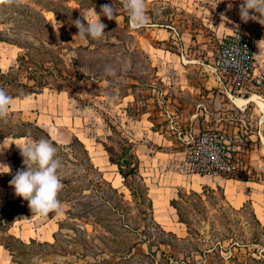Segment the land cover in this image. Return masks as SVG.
<instances>
[{
	"label": "rangeland",
	"instance_id": "374dc122",
	"mask_svg": "<svg viewBox=\"0 0 264 264\" xmlns=\"http://www.w3.org/2000/svg\"><path fill=\"white\" fill-rule=\"evenodd\" d=\"M112 3L115 19L100 17L103 38L76 36L74 21L86 23L82 10L95 7L99 14L101 5ZM145 3L147 22L155 24L151 31L130 26L121 0H0V31L21 45L0 44L1 69L15 66L20 52V78L50 83L39 94L13 100V121L0 119V135L20 119L43 127L64 183L60 215L30 213L8 230L0 225L11 264H264V85H233L230 91L210 80L209 66L223 37L241 29L257 40V66L264 72V44L258 47L264 25L241 20L243 0ZM160 24L210 38L212 28L227 32L195 51L198 62L182 65L162 51L177 45L163 46L158 32L151 35ZM247 96L257 97L243 106L233 100ZM202 136H208L202 144L212 148L208 153H197ZM9 139L0 145L8 160L16 150L10 153ZM29 141L13 143L18 150ZM213 151L229 158L233 172L194 170ZM16 159V170L0 174V181L23 168L20 149ZM197 179L201 186L193 183ZM4 191V217L22 216L28 202L16 200L14 189ZM156 205L165 208L164 220L157 211L154 216ZM179 211L188 224L179 221Z\"/></svg>",
	"mask_w": 264,
	"mask_h": 264
},
{
	"label": "clouds",
	"instance_id": "9594fccd",
	"mask_svg": "<svg viewBox=\"0 0 264 264\" xmlns=\"http://www.w3.org/2000/svg\"><path fill=\"white\" fill-rule=\"evenodd\" d=\"M13 2V0H10ZM15 3L22 4L24 0H14ZM123 8L128 12L129 23L133 28H139L147 23L145 14V0H121ZM232 5L229 3V8ZM117 9L112 4L101 5L98 14L95 7L81 11V19L74 21L78 29L76 36L81 39L91 37L94 40L105 36L106 25L101 22V15L107 19H115ZM240 17L244 22L257 20L264 25V0H243L240 6ZM264 40L258 42V47ZM262 50V49H261ZM13 106V97L5 90L0 89V119L6 118L9 108ZM23 157V168L18 170L9 181V186L14 189L17 197L28 202V207L33 215L48 216L50 213L60 215L62 203L58 199V194L64 187L63 179L59 174L62 167L60 160L56 157V148L47 139L29 141L23 145H17ZM0 174L10 173L11 169L0 164Z\"/></svg>",
	"mask_w": 264,
	"mask_h": 264
},
{
	"label": "built area",
	"instance_id": "2783aa9c",
	"mask_svg": "<svg viewBox=\"0 0 264 264\" xmlns=\"http://www.w3.org/2000/svg\"><path fill=\"white\" fill-rule=\"evenodd\" d=\"M256 46L257 40L241 29L226 34L220 42L219 51L210 67L218 76L219 81L229 86L230 91L233 85L239 89L249 85L253 87L264 85V72L257 66ZM207 139L208 136L200 138L197 153L203 154L208 153L207 150H212L202 145L207 142ZM230 151L232 152L231 149ZM212 153H215L214 157L209 156L207 160L194 164L196 165L194 170L197 173L216 175L225 170L233 172L231 170L235 167L233 163H229V158L218 155L217 151Z\"/></svg>",
	"mask_w": 264,
	"mask_h": 264
},
{
	"label": "trees",
	"instance_id": "16d2710c",
	"mask_svg": "<svg viewBox=\"0 0 264 264\" xmlns=\"http://www.w3.org/2000/svg\"><path fill=\"white\" fill-rule=\"evenodd\" d=\"M0 40L5 41L7 43L17 45L18 47L21 46L19 41L4 36L2 34V31H0ZM24 61H25L24 55H22L19 52L17 57H16V65L15 66L9 67V69L7 71H4L0 68V89L5 90V92L13 98H23V97L30 95V94H39L43 91V89L45 87H50V83L48 81H46L45 79H43V77H40L38 79V77H36L34 75L33 76L27 75L26 76L27 81H23V79H21L19 75H20V70L24 66ZM59 90H62V88L59 87ZM231 91H232V88H231ZM12 116H13V111H9L6 118L9 119L10 121H13ZM7 127L8 128L5 129L4 131H2V133L0 135V143L6 138H23V137H26L32 141L33 140H39L41 138H43V139L49 138V134L47 133V131L43 127L38 125L36 122L20 119L16 125H14L12 127H9V126H7ZM31 128H33V129H31ZM44 136H46V138ZM47 140H49L51 142L50 138ZM52 142L55 143V141H52ZM80 144L84 148L83 150L86 154L87 160L90 162V167L93 168L94 164L91 162V157H90L86 147H84V145L82 143H80ZM18 152H19V149L18 150L16 149L11 156L14 170H16V166H17L16 156H17ZM111 161L114 162L113 160H111ZM130 171L132 172V169H130ZM122 174H123V176L127 175L126 173H122ZM9 181L10 180H8L6 182L0 181V185H2L4 187H10ZM196 194H198V193H196ZM198 195H200V194H198ZM222 197H224L223 194H222ZM16 200H22V198H18ZM16 200H10L9 202H13ZM172 204L175 207H177L175 200L172 201ZM5 209L6 208L4 207L0 210V225L3 226L4 230H6V229L8 230L9 227L11 226V224H13L17 219H22L24 216H27L30 213H32V212H30V209H24V210H21L22 216L10 220V219L4 217V215H3V213L5 212ZM178 214H179V220L181 222L187 223V221L184 220L182 216H180V211L178 212ZM256 221L260 224V226H262L261 222L257 218H256ZM6 223H8L7 226H5ZM8 225H9V227H8ZM0 244L3 245L10 252V254L12 253V249L9 245H7L6 243H4L2 241H0ZM211 248L215 249V246H213Z\"/></svg>",
	"mask_w": 264,
	"mask_h": 264
},
{
	"label": "crops",
	"instance_id": "0c3cea01",
	"mask_svg": "<svg viewBox=\"0 0 264 264\" xmlns=\"http://www.w3.org/2000/svg\"><path fill=\"white\" fill-rule=\"evenodd\" d=\"M145 25L147 27L149 26V28H147L146 30H150L151 31L153 29L152 28L153 25H155V24L147 22ZM160 26L161 27H159L156 31L152 32L151 35L154 36V34L155 33L157 34V32H158V34L156 35L155 38H158L159 40H161L162 41L161 43H163L162 44L163 46H164L165 43H170V44L172 43V44L177 45V47L169 45V47L163 49L162 51L164 53H166V55H171L170 57L177 56V62H180V64H182V65L194 64L195 62H198L199 59H198V56L196 55L195 51H197L198 49L210 47L211 45H213L212 43H213L214 40L217 41V39H218V41H220V38H219L220 34H222V33L225 34L227 32L226 30L225 31L222 30V31H220L221 33L219 34L218 31H216L214 28H212V38H210L208 34L206 36V34H204V33L201 34L200 31H196L195 29H192L190 27H187V28L184 27L183 29H179V33H178L177 30H176V27L175 26H171L170 24H160ZM177 38L181 41V45H179V46H178V43H177ZM3 43L6 44V45L14 46V44L7 43L5 41H1L0 40V44H3ZM172 47L173 48H177L175 50L178 53L170 50V48H172ZM184 51L185 52L189 51V54L186 53V55H185ZM0 68H2V67H0ZM211 70H212V68H211ZM212 72L214 73L213 70H212ZM212 74H211L210 80H212L215 83V85L221 86L222 88H223V86L225 87L226 84L221 83L219 81V79H218V76L215 73L213 75ZM188 87L191 88V90L195 89L194 86H188ZM225 88L227 89V87H225ZM23 98H19V100H22ZM247 98H244V99H247ZM14 99L15 98H13V100ZM192 112L194 113L193 110H192ZM18 139H22V138H10L9 139V140H12L11 141L12 142L11 143L12 144L11 145L12 148H11L10 153L13 150L17 149L13 142H15ZM4 140L0 143V145L4 142ZM0 164L8 166L12 170V167H13L12 159L9 158V160H8V158L6 156L4 158V156H2L1 153H0ZM0 170L7 171V169H3V168H0ZM199 180L198 179L194 180L193 183L195 185H197V186H201V182ZM11 189H13V188L4 187V186L0 185V191L1 190H5L4 192L8 193V191H6V190H11ZM174 200H176V199H174ZM3 207H4V204L2 202V199H0V210ZM157 207L159 208V206H157V205H156V209L154 208V212H153L154 216L156 215L155 211H157V215L156 216L159 219L164 220L162 218V216H164V214L161 212V210H163V212H165V208L161 207L160 209H158ZM159 222H161V221L159 220ZM181 223L184 224V222H181ZM10 257H11V255H10L9 251L3 245L0 244V264H11Z\"/></svg>",
	"mask_w": 264,
	"mask_h": 264
},
{
	"label": "bare ground",
	"instance_id": "6f19581e",
	"mask_svg": "<svg viewBox=\"0 0 264 264\" xmlns=\"http://www.w3.org/2000/svg\"><path fill=\"white\" fill-rule=\"evenodd\" d=\"M255 97H257V96H251V97H249L247 99H241L239 97H235L233 100L235 101L236 104L243 106V104L247 103V101H249V100H251V99H253Z\"/></svg>",
	"mask_w": 264,
	"mask_h": 264
},
{
	"label": "water",
	"instance_id": "95a60500",
	"mask_svg": "<svg viewBox=\"0 0 264 264\" xmlns=\"http://www.w3.org/2000/svg\"><path fill=\"white\" fill-rule=\"evenodd\" d=\"M130 169V168H129ZM204 231V229L202 230V232Z\"/></svg>",
	"mask_w": 264,
	"mask_h": 264
}]
</instances>
